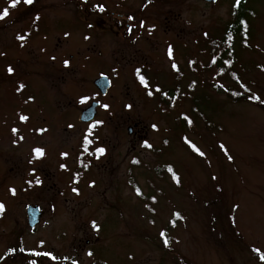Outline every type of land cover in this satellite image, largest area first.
Here are the masks:
<instances>
[{
	"label": "rangeland",
	"instance_id": "obj_1",
	"mask_svg": "<svg viewBox=\"0 0 264 264\" xmlns=\"http://www.w3.org/2000/svg\"><path fill=\"white\" fill-rule=\"evenodd\" d=\"M45 2L21 0L13 8L0 0V10L9 8L0 20V264H264V0L241 1L233 77L213 69L207 75L202 64L212 40L235 22L236 0H157L146 20L161 28L158 38L75 45L47 34ZM62 50L65 56L51 59ZM137 67L151 79L148 88ZM102 75L109 79L104 94L94 84ZM168 90H177L172 101ZM82 96L89 99L81 103ZM93 101L97 111L86 124L80 113ZM97 120L103 123L89 131ZM30 204L43 210L32 228Z\"/></svg>",
	"mask_w": 264,
	"mask_h": 264
},
{
	"label": "flooded vegetation",
	"instance_id": "obj_2",
	"mask_svg": "<svg viewBox=\"0 0 264 264\" xmlns=\"http://www.w3.org/2000/svg\"><path fill=\"white\" fill-rule=\"evenodd\" d=\"M67 1L56 0L55 2V0H47V2L43 3L45 10L44 20L46 22L44 27L47 34L54 32L57 34L56 37L58 39H61V37L69 38L66 41L71 45L84 43L92 38L97 42L98 38L106 37L114 38L121 42L133 43L135 40L149 42L158 38L156 33H161V28L154 24L155 22L152 18L149 19V22L146 20V17L152 16L151 10H153L157 0H76L74 6ZM101 4L104 6L103 10L96 7ZM66 6L73 7L67 8ZM68 11L73 17L66 22L65 18L67 17L65 16ZM129 16L133 17V19L129 20ZM141 21L144 22L143 25H141ZM151 25H155V28L149 32ZM129 28H131V31L128 30ZM76 32L80 34L77 35ZM85 37L88 38L85 39ZM50 46L47 44V51L52 53ZM66 52L62 50L60 53L55 54L54 57H59L60 54L65 56ZM101 53L98 51L99 56H101ZM133 53H137V50ZM69 55L70 57L73 56L71 53ZM137 68L140 69V75L146 78L148 86L153 84L147 73L143 71V68ZM134 74L138 78L137 73ZM91 121L84 123L88 124ZM134 129V126H131V129L128 126V134L133 135Z\"/></svg>",
	"mask_w": 264,
	"mask_h": 264
},
{
	"label": "snow or ice",
	"instance_id": "obj_3",
	"mask_svg": "<svg viewBox=\"0 0 264 264\" xmlns=\"http://www.w3.org/2000/svg\"><path fill=\"white\" fill-rule=\"evenodd\" d=\"M20 2H21V0H9V4H10V6L13 7V8L16 7ZM23 3L26 4V5H32V4L34 3V0H23ZM239 3H240V0H236V4L238 5ZM96 7L99 8L100 10H103V8H104V6H103L102 4H101V5H97ZM8 15H9V8H8V7H5V8H3L2 10H0V20H3V19H4L5 17H7ZM35 19H36V20L39 19V15H38V14L36 15ZM128 19H129V20H132L133 17L129 16ZM143 23H144V22L141 21V25H143ZM154 28H155V25H151L150 28H149V32H151V30L154 29ZM128 30L131 31V28H129ZM65 35H67V33H65ZM205 35H207V34L205 33ZM87 38H88V37H85V39H87ZM17 39L20 40V41H24V40H25V36H24V35H20V34H18V35H17ZM167 54H168V56H169L170 58L172 57V54H173V48H172V45H168V47H167ZM0 55H4V53H0ZM51 59L54 60L55 57H51ZM213 60H215V57H213ZM63 63H64L65 66H67V65H69L70 61H69V60H64ZM190 63H191V62H190ZM226 63H231V61H226ZM171 67H172L173 69H176V68H177V65H176L175 63H172ZM6 70H7V72H8L9 74H12V73L14 72V69H13V67H12L11 65L7 66V69H6ZM135 71H136V73H137V75H138V78H139L140 83H141L145 88H148V82H147L146 78H145L143 75H140V69L137 68ZM221 71H223V69H221ZM193 83H195V82H193ZM191 86H192V85H189V87H191ZM22 88H24V84L21 83V84L19 85V87L17 88V91H19V90L22 89ZM160 90H161V89H160L159 85H157V86H156V91L159 92ZM148 95H149V96L153 95V92H152V91H148ZM165 95H167V94L165 93ZM29 99H33V98H32V97H29ZM88 99H89V97H87V96H82V97H80V102L83 103L84 101H87ZM250 99H253V100H259L260 97L257 96V95H255V94H253V95L250 97ZM102 106H103L105 109L109 108V105H108V104H104V105H102ZM125 107L128 108V109H131L132 105H131V104H128V105H125ZM19 119L22 120V121H24V120H27L28 117L25 116V115H21V116L19 117ZM102 123H103V121H99V120L94 121L91 125H89V131H91V129L94 128L96 125H99V124H102ZM188 123L191 124V120H188ZM152 128H153V129H156V128H157V125H156V124H153V125H152ZM12 131H13V132H16L17 129L14 128V129H12ZM38 131H43V129H39ZM185 139L187 140L186 137H185ZM83 140H84V145H85V146H87L88 144L91 143V141L89 140V138H88L87 135L84 136ZM187 142H188V143L191 145V147H192L193 149H195V151H197L201 156H204V155H205V153L202 152L199 148H197L196 145H195L194 143H192V141L187 140ZM14 143H15V141H14ZM143 144H144L145 147H151V145L149 144V142H148L147 140H144V141H143ZM220 147H221V148H224V145L221 144ZM95 151H96L97 153L102 154V153H104L106 150H105L103 147H99V148H96ZM33 152L35 153L36 157H42V156L44 155V149H42V148H40V147H36V148H34V149H33ZM61 156H67V153H61ZM228 159H232V157L229 156ZM30 163H31V161H30ZM60 167H61L62 169H63V168H66V165H65V164H61ZM169 170L171 171V168H169ZM32 171L35 172V169H32ZM29 183H32V181H29ZM35 183H36V184H40V183H42V181H41L39 178H37V179L35 180ZM90 183H93V184H94V181H92V182H90ZM9 191H10L13 195H15L16 189H15V188H10ZM72 191H73L74 193H78L79 189H78V188H72ZM136 193H137V195L140 194V189H139V188L136 189ZM153 199H155V197H153ZM4 209H5V204H4L3 201H0V212H3ZM176 215H179V213H176ZM91 223H92V226H93V227H99V226L96 224L95 221H92ZM160 235H161V236H164L165 233L162 231V232L160 233ZM39 243H40V244H43L44 241L41 240ZM164 244H165V245L168 244V240H167V239L164 240ZM12 251H14V249H12V248H9V249H8V252H12ZM30 251H32V252L34 253V255L37 256V257H41V256H43V257L50 258V259L53 260V261L60 259V257L54 255L53 252H51V251L43 252V253H42V252H39V251H35V249H30ZM254 251H256V252L259 253V252H260V249L257 248V249H254ZM88 254L91 255L92 253L89 252ZM5 255H7V253H5ZM3 258H4L3 256H0V259H3ZM259 258H260L261 261H264V254H261ZM65 259H67V257H65ZM30 264H37V261H36V260H31V261H30ZM72 264H77V262H76V261H73Z\"/></svg>",
	"mask_w": 264,
	"mask_h": 264
},
{
	"label": "trees",
	"instance_id": "obj_4",
	"mask_svg": "<svg viewBox=\"0 0 264 264\" xmlns=\"http://www.w3.org/2000/svg\"><path fill=\"white\" fill-rule=\"evenodd\" d=\"M241 1L237 5L238 8L241 5ZM244 11H245V8L241 11L239 8V11H236V13H234L236 17L235 22L228 23L226 25V27L223 29L222 33L218 37L217 42L215 41V39L212 40L213 45L211 46V50L209 51L210 52L209 57H208L209 60L202 64L205 67L204 72H206L207 75L209 71L213 69V72H215V74L231 73V75L229 76L233 77L234 73L232 71L231 64L226 63V61L233 60L232 57L234 55V49H232V45L234 43V38L237 32L242 34L241 28H242V23L244 20ZM238 22L240 23V25H238ZM213 57H215V60H213ZM221 69H223V71H221ZM197 72L199 73L200 71H197ZM175 89H178V88H175ZM228 90H229L227 92L228 97L234 96L238 98L237 96H235L234 92L233 93L230 92L231 90H234V89H228ZM176 92L177 90H168L166 99L168 98L167 100L169 101H172L173 99H175Z\"/></svg>",
	"mask_w": 264,
	"mask_h": 264
},
{
	"label": "water",
	"instance_id": "obj_5",
	"mask_svg": "<svg viewBox=\"0 0 264 264\" xmlns=\"http://www.w3.org/2000/svg\"><path fill=\"white\" fill-rule=\"evenodd\" d=\"M212 1V0H208ZM94 84L97 87V89L102 93H106L108 86H109V79L107 76L102 75L94 80ZM98 102L93 101L87 106L85 109H83L80 113V120L82 122H88L96 114L97 111ZM131 129V127H129ZM43 215V210L39 208L38 205H28L26 207V217H27V224L29 227H35L39 222Z\"/></svg>",
	"mask_w": 264,
	"mask_h": 264
}]
</instances>
